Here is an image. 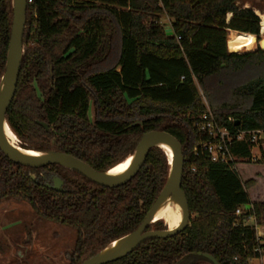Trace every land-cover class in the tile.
<instances>
[{"label": "trees", "instance_id": "trees-1", "mask_svg": "<svg viewBox=\"0 0 264 264\" xmlns=\"http://www.w3.org/2000/svg\"><path fill=\"white\" fill-rule=\"evenodd\" d=\"M239 1L27 0L23 54L5 114L19 146L66 153L97 172L122 162L151 130L168 132L182 147L188 225L105 264L208 263L202 253L219 264H250L261 256L262 146L252 160L254 144L231 141L235 160L212 162L199 147L208 136L195 126L207 112L202 93L219 127L264 130V38L253 44L259 23L264 35V11L258 17ZM11 18V0H0V78ZM227 42L236 51L253 47L229 52ZM246 70L251 75L235 84ZM168 168L164 151L153 147L135 176L108 188L59 165L21 166L0 151V199L26 201L38 216L74 229L68 264H79L139 227ZM53 177L61 190L47 186ZM146 229L165 225L158 220Z\"/></svg>", "mask_w": 264, "mask_h": 264}, {"label": "water", "instance_id": "water-1", "mask_svg": "<svg viewBox=\"0 0 264 264\" xmlns=\"http://www.w3.org/2000/svg\"><path fill=\"white\" fill-rule=\"evenodd\" d=\"M26 2L27 0H11L12 18L10 26V36L6 52L5 68L0 78V151L10 161L24 167L40 168L48 165H59L66 169L78 172L79 174H81L82 176H84L95 184L108 188H113L128 182L133 176H135L139 168L142 166L145 157L151 148L158 147L163 150L160 144H166L171 148L172 153L171 161H169L166 152L163 150L169 165L167 177L158 196L149 208L147 214L145 215V218L143 219L139 227H137L133 232L111 241L110 243L105 245L98 253L83 260L79 264H105L121 257H124L148 239L166 238L182 231L188 225L190 218L187 200L184 192L180 187L184 159L181 144L173 135L169 134L166 131L151 130L144 133L140 137L133 153L129 155L132 156V160L128 168L125 170V172L118 176H112L108 174L110 168L104 172H97L85 162L66 153L58 151L42 152L33 150L34 152L41 154V156L31 157L24 154L23 152L16 150L15 148H13V146H11V143H9V140L7 139V130L11 131V129L7 124L5 114L14 95L17 77L19 73V66L23 54L22 35L25 23ZM254 13L258 16L255 10ZM229 19L230 17H227L226 22H228ZM260 26L261 23H259V34L254 35V43L257 41L258 38H260ZM164 31L166 35H171L172 33L170 27L167 24H165L164 26ZM260 42L261 47L264 49L263 41L261 40ZM228 51L237 52L236 50L231 49L229 47ZM43 127L46 128V125L43 124ZM16 140L18 144V139L16 138ZM18 147L22 150H31L22 148L21 146H19V144ZM61 185L62 181L59 178L54 177L52 186H48L53 188L54 190H61ZM166 199L174 201L179 206V209L181 211V217L178 224L174 228H169L161 220L165 225V229L147 230V226L159 220H154L153 216L159 206ZM245 207L249 208V205H246ZM122 238H125L126 240L120 243L118 247L112 252L104 254V250L109 244ZM200 255L208 261L207 264H219L215 260V258L208 253H202Z\"/></svg>", "mask_w": 264, "mask_h": 264}, {"label": "rangeland", "instance_id": "rangeland-1", "mask_svg": "<svg viewBox=\"0 0 264 264\" xmlns=\"http://www.w3.org/2000/svg\"><path fill=\"white\" fill-rule=\"evenodd\" d=\"M238 4L253 8L259 17L264 11V0H240ZM161 21L168 22L166 18ZM250 49L240 48L237 52ZM250 75L246 70L235 76L233 82H242ZM201 97L210 111L202 93ZM89 117L93 119L92 103ZM261 146L264 150V141ZM258 148L257 144L252 149L256 158L260 155ZM75 239L74 229L38 216L26 201L12 197L0 199V264H68ZM250 264H258L257 258L251 259Z\"/></svg>", "mask_w": 264, "mask_h": 264}, {"label": "built area", "instance_id": "built-area-1", "mask_svg": "<svg viewBox=\"0 0 264 264\" xmlns=\"http://www.w3.org/2000/svg\"><path fill=\"white\" fill-rule=\"evenodd\" d=\"M230 120V118H229ZM198 133L207 134V140L201 142L200 148L202 151L206 152L208 158L212 162H222L229 164V162L235 160V157L230 152V142L235 141L239 142L242 140L249 141L254 145H261V142L264 141V130H250V131H237L235 134L229 132L225 127H219L213 120L212 113L207 110L201 116V122H196ZM256 157H252L254 160ZM239 213V210H236V214ZM257 239H260L259 233H257ZM262 242V241H261ZM262 244V243H261ZM258 252L262 255L264 252L263 249H257Z\"/></svg>", "mask_w": 264, "mask_h": 264}, {"label": "bare ground", "instance_id": "bare-ground-1", "mask_svg": "<svg viewBox=\"0 0 264 264\" xmlns=\"http://www.w3.org/2000/svg\"><path fill=\"white\" fill-rule=\"evenodd\" d=\"M260 38H264L262 31L260 34ZM7 139L9 140V143H11V146H13V148H15L16 150L23 152L24 154L31 156V157L41 156V154L34 152L33 150L20 149L15 141V136L12 134L11 131H8V130H7ZM160 145L163 148V150L166 152L169 161H171V156H172L171 148L166 144H160ZM131 160H132V156H128L125 160H123L122 162L110 168L108 174L112 176L121 175L128 168ZM180 217H181V211L179 209V206L174 201H171L169 199H166L159 206V208L156 210L153 216L154 220H157V219L162 220L163 222H165L166 226H168L169 228H174L178 224ZM125 240H126L125 238H122V239H119L109 244L104 250V254L112 252L118 247L120 243L124 242Z\"/></svg>", "mask_w": 264, "mask_h": 264}, {"label": "crops", "instance_id": "crops-1", "mask_svg": "<svg viewBox=\"0 0 264 264\" xmlns=\"http://www.w3.org/2000/svg\"><path fill=\"white\" fill-rule=\"evenodd\" d=\"M248 223L253 224V218H249ZM256 231H257V233L260 234V236H263V234H264L263 227L257 226ZM261 243L264 245V241H262ZM257 260H258V264H264V252L259 258H257Z\"/></svg>", "mask_w": 264, "mask_h": 264}, {"label": "flooded vegetation", "instance_id": "flooded-vegetation-1", "mask_svg": "<svg viewBox=\"0 0 264 264\" xmlns=\"http://www.w3.org/2000/svg\"><path fill=\"white\" fill-rule=\"evenodd\" d=\"M54 178V177H53ZM52 184H53V179H52V181H51V185H49V186H52ZM48 186V185H47Z\"/></svg>", "mask_w": 264, "mask_h": 264}]
</instances>
